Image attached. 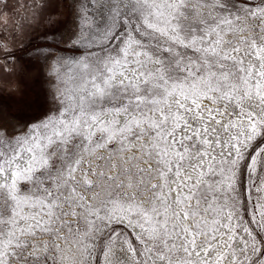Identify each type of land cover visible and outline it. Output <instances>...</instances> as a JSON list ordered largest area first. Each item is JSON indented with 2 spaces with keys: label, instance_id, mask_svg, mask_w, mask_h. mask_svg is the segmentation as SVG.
Instances as JSON below:
<instances>
[{
  "label": "snow or ice",
  "instance_id": "1",
  "mask_svg": "<svg viewBox=\"0 0 264 264\" xmlns=\"http://www.w3.org/2000/svg\"><path fill=\"white\" fill-rule=\"evenodd\" d=\"M65 6L0 0V264H264V0Z\"/></svg>",
  "mask_w": 264,
  "mask_h": 264
},
{
  "label": "rangeland",
  "instance_id": "2",
  "mask_svg": "<svg viewBox=\"0 0 264 264\" xmlns=\"http://www.w3.org/2000/svg\"><path fill=\"white\" fill-rule=\"evenodd\" d=\"M65 4L66 0H61L59 5L60 7L57 8V11L59 10V19H64L67 16L69 10ZM38 35L39 31L32 37L34 43L39 42L36 39V36ZM42 80L43 77H40L35 81H30L22 97H16L5 102L11 107V111L13 113H19L21 118H26L33 114V112L39 110L45 104V94Z\"/></svg>",
  "mask_w": 264,
  "mask_h": 264
},
{
  "label": "trees",
  "instance_id": "3",
  "mask_svg": "<svg viewBox=\"0 0 264 264\" xmlns=\"http://www.w3.org/2000/svg\"><path fill=\"white\" fill-rule=\"evenodd\" d=\"M52 4H53V7L50 9L51 12L55 13L57 18H60L59 16V10L57 11V8H59L60 6V3H61V0H51ZM58 6V7H57ZM42 27L41 26V29H39L38 31H41L42 30ZM37 31V32H38Z\"/></svg>",
  "mask_w": 264,
  "mask_h": 264
}]
</instances>
